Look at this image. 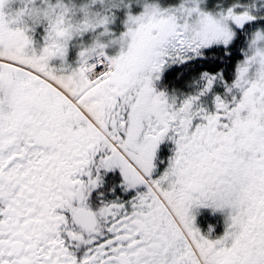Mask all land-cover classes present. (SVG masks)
<instances>
[{
    "label": "snow or ice",
    "instance_id": "1",
    "mask_svg": "<svg viewBox=\"0 0 264 264\" xmlns=\"http://www.w3.org/2000/svg\"><path fill=\"white\" fill-rule=\"evenodd\" d=\"M200 4L145 2L126 52L97 44L71 74L49 63L66 47L28 51L0 10V264H264V0ZM185 61L216 65L200 92L220 81L232 99L213 112L198 96L169 102L153 81ZM170 129L175 152L154 177ZM116 167L124 190H144L93 207L100 169ZM208 204L231 210L218 239L194 224Z\"/></svg>",
    "mask_w": 264,
    "mask_h": 264
},
{
    "label": "flooded vegetation",
    "instance_id": "2",
    "mask_svg": "<svg viewBox=\"0 0 264 264\" xmlns=\"http://www.w3.org/2000/svg\"><path fill=\"white\" fill-rule=\"evenodd\" d=\"M214 1V0H212ZM41 0H35V3L39 4ZM63 3L67 4L68 0H62ZM145 2H152V0H122L119 6L113 7L111 22L106 25L110 32L100 36L102 41L111 42L104 48V52L107 57H113L118 54L121 46L126 47V40L121 39L122 33L127 31V18L131 14L133 16L139 15L144 10ZM161 8H168L176 6L180 3V0H155ZM216 2V3H223ZM74 3L78 6L81 0H74ZM24 0H9V7L11 10H15L22 7ZM49 4L57 5V0H49ZM93 7H100L99 3ZM79 16L80 13L78 12ZM15 25H10L14 27ZM105 25H101L94 30H88L81 32L79 35H74L67 43L65 48L64 56L53 57L49 63L57 70L70 71L79 65L81 60L80 53L84 47L91 43L92 37L97 33L103 32ZM47 21L42 24L36 25L31 31L30 35L32 38V47L37 50V53L43 48L46 43L45 37L47 36ZM241 54H237L239 57ZM101 60L104 58L101 57ZM97 57L92 56L89 58V63H96ZM183 64H186L183 66ZM63 66V68L61 67ZM209 69H214L217 66L207 65ZM99 68H105L104 64L98 65ZM208 69V70H209ZM230 77L225 75V81H229ZM182 82L185 87L182 89ZM204 81L201 79V75L198 76L196 67L190 66V62H175L166 63L158 76L153 81V87L157 92L165 93L169 102H174L175 106H179L184 99L189 96H198L197 103L205 108L208 112L215 111V97L220 95L222 98L227 100L232 99L231 94L226 95V89L224 82L217 81L213 86L204 93L200 90L204 86ZM235 92V90H233ZM238 94V93H237ZM194 123H199V118H194ZM175 134L170 129L169 133L164 137L157 147L153 170V176L158 177L163 173L167 167L169 158L174 155L175 152ZM100 181L97 186L92 189L89 193V201L93 207L98 206L102 201H128L132 196L135 195L136 191H143V186H138L137 189L124 190L122 185V175L118 167L113 169H100L99 172ZM229 208H215L213 205H198L191 209L194 216V224L200 230L202 235H205L209 239H218L223 236L226 227L227 219L230 213Z\"/></svg>",
    "mask_w": 264,
    "mask_h": 264
},
{
    "label": "clouds",
    "instance_id": "3",
    "mask_svg": "<svg viewBox=\"0 0 264 264\" xmlns=\"http://www.w3.org/2000/svg\"><path fill=\"white\" fill-rule=\"evenodd\" d=\"M121 2L122 0H81V3L77 6L74 0H68L67 4L63 3L62 0H57V5L49 4V0H41L39 4L35 3V0H24L23 6L13 11L9 7V0H5L0 10L5 14L8 25H15L12 28L19 30L30 41H32L30 33L34 27L47 21L48 40L44 46H47L50 50L66 47L68 41L74 35L105 25L103 32L97 33L92 37L91 43L82 49V51H85L93 49L97 44H102L105 48L111 42L113 38L106 42L102 41L100 36L110 32L106 25L111 22V9L119 6ZM97 3H99L100 7H93ZM78 12L80 13L79 16L77 15ZM104 21L106 23H102ZM152 23L153 19L149 17L145 27ZM27 50L37 53V50L32 45ZM126 51L127 48L122 45L116 56ZM61 67L63 68V66ZM73 69L65 72L71 74Z\"/></svg>",
    "mask_w": 264,
    "mask_h": 264
},
{
    "label": "rangeland",
    "instance_id": "4",
    "mask_svg": "<svg viewBox=\"0 0 264 264\" xmlns=\"http://www.w3.org/2000/svg\"><path fill=\"white\" fill-rule=\"evenodd\" d=\"M228 2H223V3H215L213 4L212 0H202L200 7L204 8L206 10L212 11L215 10L218 6L221 4L226 5Z\"/></svg>",
    "mask_w": 264,
    "mask_h": 264
},
{
    "label": "trees",
    "instance_id": "5",
    "mask_svg": "<svg viewBox=\"0 0 264 264\" xmlns=\"http://www.w3.org/2000/svg\"><path fill=\"white\" fill-rule=\"evenodd\" d=\"M216 2H222V0H214L213 1V4H215ZM225 2H229V0H225ZM186 64H183V66H185ZM215 66V65H214ZM209 67L207 65L203 66V67H200V66H197L196 67V72H197V75L200 76L201 72L205 71V70H208ZM185 87V84L184 82H182V89H184Z\"/></svg>",
    "mask_w": 264,
    "mask_h": 264
}]
</instances>
